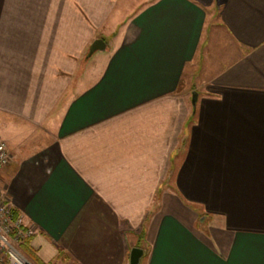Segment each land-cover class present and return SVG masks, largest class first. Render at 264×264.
<instances>
[{"label": "crops", "instance_id": "crops-1", "mask_svg": "<svg viewBox=\"0 0 264 264\" xmlns=\"http://www.w3.org/2000/svg\"><path fill=\"white\" fill-rule=\"evenodd\" d=\"M0 142L36 260L264 264V0H0Z\"/></svg>", "mask_w": 264, "mask_h": 264}, {"label": "built area", "instance_id": "built-area-1", "mask_svg": "<svg viewBox=\"0 0 264 264\" xmlns=\"http://www.w3.org/2000/svg\"><path fill=\"white\" fill-rule=\"evenodd\" d=\"M11 161L7 144L0 142V172ZM36 235V229L16 212L7 194L0 190V264H36L24 251Z\"/></svg>", "mask_w": 264, "mask_h": 264}, {"label": "water", "instance_id": "water-1", "mask_svg": "<svg viewBox=\"0 0 264 264\" xmlns=\"http://www.w3.org/2000/svg\"><path fill=\"white\" fill-rule=\"evenodd\" d=\"M106 49V45L102 40H97L94 42L90 49L89 56H93L97 52L104 51ZM196 101V99H194ZM144 251L139 248H135L132 250L130 255V264H141L144 258Z\"/></svg>", "mask_w": 264, "mask_h": 264}, {"label": "trees", "instance_id": "trees-1", "mask_svg": "<svg viewBox=\"0 0 264 264\" xmlns=\"http://www.w3.org/2000/svg\"><path fill=\"white\" fill-rule=\"evenodd\" d=\"M24 251H25V253H26L27 255H29V256L35 261L36 264H38V261L36 260V257H34L33 253H32L31 250H30L29 244H26V245L24 246Z\"/></svg>", "mask_w": 264, "mask_h": 264}, {"label": "rangeland", "instance_id": "rangeland-1", "mask_svg": "<svg viewBox=\"0 0 264 264\" xmlns=\"http://www.w3.org/2000/svg\"><path fill=\"white\" fill-rule=\"evenodd\" d=\"M107 39L110 41L111 40V37H108ZM94 62H96V61H94ZM193 100H194V97H192V100L191 101L193 102ZM202 220H203V218H201L200 221H199V223H200L201 226H203L202 223H204V221L202 222ZM37 261H38V264H52V263L42 262L41 260H38V259H37Z\"/></svg>", "mask_w": 264, "mask_h": 264}]
</instances>
